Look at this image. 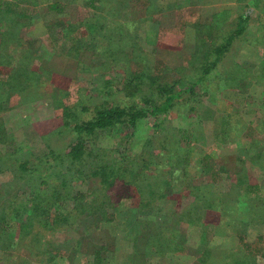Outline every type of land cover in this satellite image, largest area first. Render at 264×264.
<instances>
[{
    "label": "rangeland",
    "instance_id": "1",
    "mask_svg": "<svg viewBox=\"0 0 264 264\" xmlns=\"http://www.w3.org/2000/svg\"><path fill=\"white\" fill-rule=\"evenodd\" d=\"M242 13L245 31L187 90ZM0 79L7 84L0 89V211L36 193L39 172L49 186L39 189L59 183V166L43 171L37 157L75 140L72 124L90 117L81 103L141 106L180 93L156 119L96 135L104 151L98 159L132 161L130 183L117 179L105 191L97 178L67 170L63 210L73 207L71 194L86 199L68 223L53 222V206L42 215L45 228L36 223L19 234V216L8 211L0 221V264H199L240 248L238 235L260 251L264 222L249 221L243 204L233 219L234 211L214 209L213 198L229 200L245 169L264 207V0H0ZM23 160L32 169L21 180ZM147 187L150 202L140 207ZM91 205L100 209L91 213Z\"/></svg>",
    "mask_w": 264,
    "mask_h": 264
},
{
    "label": "trees",
    "instance_id": "2",
    "mask_svg": "<svg viewBox=\"0 0 264 264\" xmlns=\"http://www.w3.org/2000/svg\"><path fill=\"white\" fill-rule=\"evenodd\" d=\"M247 22L248 15L246 13H242L238 16V22L233 33L228 35V37L222 43L212 48V53L214 54L213 60L206 63V66H204L201 71V77L197 78L193 83H191L187 90L193 91L195 85L199 83L203 77H205L206 73L212 70L213 66H215L216 63L220 60L221 55L229 47L232 39L235 36L241 35L245 31ZM140 74L142 75V73ZM136 77H140V75H136ZM238 79L232 80L236 81ZM4 83L5 82H1L0 79V89H4L6 87L7 84ZM179 95L180 93L178 91L166 92L164 99L160 103L148 105L146 104L148 103V101L142 99L141 102L143 105L141 106L135 104L134 102L121 105L117 104L116 102L110 103L107 100L96 102L93 105H86L81 103V111H90V117L86 120H82L78 123L72 124V131L76 134L75 140L70 142L67 146V149L64 151H53L49 149L47 152L48 154L37 157L36 165L39 169L44 167L43 171L55 168L54 165L59 166L56 173L60 178L59 183H56V185H52V188L48 190L49 186L48 184H46L48 182V176H46L47 174L44 175L43 172H39V174L37 175L39 186L35 184L37 185L36 193H34L30 197H27V199L24 201L15 200L16 202H13V204H15L14 206H11L10 204L2 206L0 211V221H6L7 212L12 211L14 212L15 216H19V220L15 221L17 233L22 234L24 232H27L28 229L32 228L36 223L45 228L48 224V219L47 217L46 219H42V215L45 213L48 214L50 208L55 206V211L53 212L54 218L52 219L53 222H60L62 224L68 223L69 216L71 215L70 212L73 211L74 213L76 211H83V206L86 203V199L84 197H81L80 195L72 196L71 194V197L75 199V203L69 212L63 210L62 207L64 206H61L60 203L66 202L67 197H69L70 195L68 191L66 192V194L61 193L62 189L68 188L69 180H67L66 178L67 170L70 171L67 175H70L72 171H75V173H77L78 175L84 173L87 177L93 176L97 178L105 191L109 189L117 179H121L125 184L130 183L129 179L131 180V174L133 175V173L131 172L132 161L128 160V158H126L125 156H122V158L117 160H104L102 158L98 159V157L103 156L104 151L103 149H98L95 147L96 142L94 139L96 138V135L103 131L110 133L114 131H121L122 129L126 128V130H133L136 128L137 122L139 120H142L150 115L156 119L159 114L165 113L173 106L174 100L177 99ZM70 112L71 111L69 109H64L63 113L65 119H68V115ZM239 122L243 124L241 120ZM65 124L68 125V122H65ZM229 127H231L230 124ZM242 128L244 131L246 129V124H243ZM128 135L130 134L128 133ZM153 139H155V137H153ZM153 139L148 138L146 140V146L148 148L153 146ZM157 140H159V138H157ZM161 140H163V138ZM163 143L165 147L166 142ZM156 157L157 159L160 158V154H157ZM65 160L69 165L65 166L63 164ZM54 161H56L57 163H53ZM152 161L155 162V159ZM150 164L153 165L154 163L150 161V163L146 166L147 169ZM84 165L88 167V171H85L83 169L82 166ZM17 168V171L23 173L19 175L16 174V176L21 180H24L26 177L25 173L29 169H32V167L28 166V162L26 160L19 162ZM62 174L64 175L63 178L61 176ZM236 176V180L233 183L231 189L232 193L227 195L229 200L225 201L221 196L214 197L213 199L216 201V205L213 206L214 209L227 213L234 211L232 218L235 219L239 216V214H241V204H243L244 209L251 217L249 221H252L254 223L261 221L264 222V207L257 204L255 200L256 195H258V193L260 192V185L249 183L245 169L238 172ZM153 183L154 184H151V188L154 190L157 184L156 181H153ZM41 185H45L48 187L39 189ZM7 192H9V189L6 190V193ZM149 193H152V190H149V187H147L146 196L143 199L141 198L140 207H144L145 204H148L150 202ZM44 194L46 196L45 198ZM211 195L214 196L215 194L211 193ZM93 205L87 206L89 207V209H91V213L100 209L99 205ZM101 205H109V202H103L101 203ZM196 206L197 204L194 205V207ZM114 210L116 211L117 209L114 208ZM22 212L27 214V218L25 220H20ZM6 223L9 222L7 221ZM16 239L19 240V238ZM258 239L260 242V251H257L255 247H253V245L246 244L243 235H238V240L241 244L240 248L236 247L232 250L221 251L218 253V255H213L210 257L209 255H207V258L205 257V259H201L199 261V264H264V261L260 263L256 261V254H258V252L261 253L260 255L264 260V233L259 235Z\"/></svg>",
    "mask_w": 264,
    "mask_h": 264
}]
</instances>
